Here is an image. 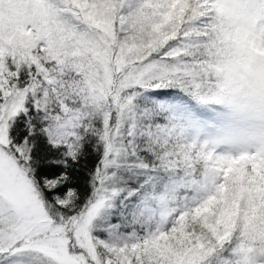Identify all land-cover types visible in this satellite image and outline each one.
Returning <instances> with one entry per match:
<instances>
[{"label":"snow or ice","instance_id":"obj_1","mask_svg":"<svg viewBox=\"0 0 264 264\" xmlns=\"http://www.w3.org/2000/svg\"><path fill=\"white\" fill-rule=\"evenodd\" d=\"M0 264H264V0H0Z\"/></svg>","mask_w":264,"mask_h":264}]
</instances>
